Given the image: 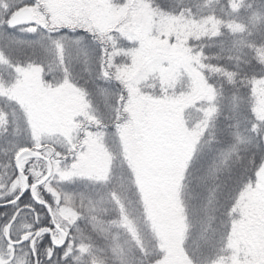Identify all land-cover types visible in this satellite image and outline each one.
Returning <instances> with one entry per match:
<instances>
[{
  "label": "rangeland",
  "instance_id": "374dc122",
  "mask_svg": "<svg viewBox=\"0 0 264 264\" xmlns=\"http://www.w3.org/2000/svg\"><path fill=\"white\" fill-rule=\"evenodd\" d=\"M146 1L40 0L45 5L43 11L48 13L49 20L54 17L62 22L71 20L84 23L85 27L91 25L95 35L79 28L69 35L82 38L86 50L88 45L95 42L93 36L100 41L101 34L104 37L102 43L109 46L111 36L106 37V34L112 29L130 43L126 50H115L109 46V63L119 65L118 72L115 67L112 71L116 73L114 77L118 76L120 84L124 85V108L130 118H127L128 126L117 134L102 137L101 133L88 131L81 143L79 141L78 124L91 116L86 96L71 81L73 69H76L75 74L83 73L84 61L80 59L83 55L73 50L71 55L65 53L61 57L55 52L50 54L40 45L10 46L7 41H0V101L13 103L18 109L23 108V119L29 115L37 125L40 144L34 150L54 159V169L59 166L63 171H75L71 165L80 155L81 145L93 144L96 150L86 161L85 167L94 174L102 168L110 177L109 181L80 176L71 181H61L58 173L53 172L50 183V187L60 192L61 205L64 204L65 195H74V205L64 208L65 215L71 216L73 211L80 214L71 233L78 240L90 242L105 264H114L112 247L115 244L126 249L138 246L149 251L154 247L162 250L159 243L161 237L169 245V251L161 258V264H187V253L182 251L187 247L188 235L184 214L186 199L176 196V193H179L180 180L188 162L196 153V140L200 139L196 128L206 125L205 111L211 104L207 99L211 94L209 83L204 81L201 68L205 66L208 71L213 70L204 62L205 56L189 46L192 42L213 37L220 32L225 35L224 29H228L226 37L230 42L238 40L239 43L244 35L255 36L259 28L255 24L257 19L253 21L249 12L246 27L239 23V19L246 16V13L245 16L239 15L243 7L238 12H232L230 8V2L240 3L238 0H222L221 4L220 0H211V3L200 0L198 4L195 0H187L188 8L174 9V13L160 11L152 5V1ZM157 1L177 5L183 0ZM27 3L28 0H0V26L7 16L5 5L11 6L10 11H15L16 6H20V10H30L32 20L43 15L36 8L25 7ZM191 5L198 6L200 12L197 16L189 13L190 9L193 10ZM212 7L216 9L212 10ZM260 13L262 15L259 18L264 20V11ZM217 20L221 23L214 27ZM229 23L231 27H228ZM23 35L18 30L16 39L20 40ZM83 35L87 39H83ZM45 39H40L44 46L48 44ZM34 50L42 52L46 61L51 56L57 60L58 56L64 68V79L54 78L46 83L44 75L49 73L51 67H43L41 61L33 56ZM257 52L260 53V59L264 57V49H258ZM7 54H14L15 59L18 54L21 60L11 64ZM85 60L89 62V57H85ZM87 75H90L88 71ZM184 80L188 81L183 90L173 94L164 92L165 88L172 89L176 86L175 82ZM99 82L100 85L106 84L104 78ZM251 85L255 107L264 111V73ZM158 89L161 92L157 93ZM199 100L204 101L200 116L185 115V110L192 108ZM197 117L199 125H192ZM29 138L32 144L30 135ZM257 138V165L253 170L255 180L241 191L233 207L237 217L230 223L228 234L214 257L218 261L223 258L221 264H264V183L259 180L261 150L257 147ZM76 145L75 153L67 154ZM4 152L10 153L9 150ZM56 161L60 162L59 165ZM121 181L123 189L120 188ZM15 183L20 191L23 179L20 177ZM113 188L117 189L120 203L108 195ZM16 193L7 199L11 201ZM81 194L84 196L83 203ZM20 212L16 217L17 222L14 221L9 229L14 239L28 231L23 218L18 222L22 214ZM92 216L103 222L106 232L93 229ZM10 220L0 224V253L6 251L3 229ZM137 240L138 245L135 243ZM85 259L91 264L89 258Z\"/></svg>",
  "mask_w": 264,
  "mask_h": 264
},
{
  "label": "trees",
  "instance_id": "16d2710c",
  "mask_svg": "<svg viewBox=\"0 0 264 264\" xmlns=\"http://www.w3.org/2000/svg\"><path fill=\"white\" fill-rule=\"evenodd\" d=\"M147 1H152L154 3L153 0ZM195 1L198 4L200 0ZM263 1L264 0H246V4L255 6V8L261 12L264 11ZM221 2L222 0H220V3ZM155 3L158 4L163 2L155 0ZM181 3L185 6L181 4L178 6L175 4H173V6L169 5V9L171 10L169 11L167 8V11L174 13L173 10H176V7L180 10L188 8L189 4L187 0H183ZM263 31L264 27L258 31L257 35H260L264 41ZM61 34L64 33H56V35ZM67 35H72V33L68 32ZM107 35L111 36V39H114V47L108 41L110 48H114L115 50H126L129 48L130 43L120 36L117 31L111 30ZM41 37L47 38V33L39 37L24 34L20 37V40H40ZM95 37L96 36H93L95 42L87 46L89 62L86 61L83 56L80 58L84 61L83 73L75 74L76 69H73L71 80L74 86L83 91L91 108V116L89 118H84L78 124L80 143L85 138L88 131L92 133H106L107 135L117 134L119 130L128 126V120H130L128 112L124 108V99H121V93H123L124 96L126 95L124 85L122 86L119 80L114 76L111 79H104L106 84L100 85L99 81H103L100 75L101 58L103 57V63L105 67H107V64L111 61V55H109V46L106 44L104 45ZM83 39L87 38L83 35ZM190 44V49H196V53L204 55V62L213 69L212 71H208L205 66L201 68L202 77L206 83H209L208 86L214 85L213 90L221 92L224 98L231 97L233 93L238 96L249 95L250 90L247 85L249 83L251 84V82L254 84L256 80H259L260 76H256L257 79H255V67L259 69V65H255V63H249L247 67L243 65L248 59H242V54L247 52L244 48L241 49L235 46L229 41L226 35L222 34V32L213 37L201 39ZM8 55L9 54H7V60L11 64H16L19 62V59L21 60V58L18 59V54H16L17 60L14 54L9 55L11 57ZM41 58L42 59H39V61H41L43 67L47 65L48 68L49 66L51 67L49 68V73L46 72L44 75V81L46 83L54 78L64 79V68H62V62L58 60V56H56L57 60H55V56L54 58L51 56L49 61H46V58H43V56ZM119 59H117V62ZM116 64L118 65V63ZM248 67L252 71L253 69L251 67H254V72L247 74ZM217 68H220L221 71H216ZM87 71L94 79H92L90 75H87ZM228 72L233 73L234 83H229L228 77L225 74ZM101 88L106 89L110 94L108 104H105L99 95L98 90ZM252 88L253 85H251V89ZM156 91L157 93L161 92V90ZM173 92H177L175 86L172 90V94ZM222 104L223 107L217 114H214L213 117L209 119L204 127L199 126L196 128L200 134V139L196 140V153L188 162L186 170L180 180L179 193H176V196H183L186 199L184 214L188 225L186 240L188 242V247L193 245L194 240L200 239L202 234L207 233L211 235L213 230L215 232L216 250L212 251L207 246L201 250L204 254V258H207L208 261L214 259L216 256V252L219 250L223 240L228 234L229 225L234 220L233 216L235 218L237 217V212L233 211V207L237 198L242 194L241 191L245 189L246 185L252 184L253 180H255V171L253 172L255 168L250 163L253 157H256L255 137H258L259 150L262 151L261 155L264 154L262 138L249 130L250 125L245 118L247 113L246 106L241 104L239 109L233 110L228 105L226 99H222ZM203 105L204 101L201 102L199 100L192 108L185 110V115L200 116ZM0 111L8 113L10 122L7 132L0 129L1 204L10 201L7 199L9 195H13L17 191L16 195L19 193V188L17 186L15 192H9L13 187V181L17 180L18 175L12 165V161L9 159L10 154L8 155V151L4 152V150H7L6 144L10 142L11 138L9 139V137L13 136V115H16L17 122L24 128H27V125L21 116V112L13 103L0 101ZM197 118L198 119L193 122L192 125H199V117ZM106 124L109 125L108 128H105ZM117 124L119 125L118 128L112 127ZM17 137L21 145L28 144L30 148H32L28 134L22 133ZM77 146L78 145L74 146L73 150L69 151L71 153L67 154L75 153ZM108 147L110 148V146ZM29 168H32L33 171H39L41 175L39 177H33L32 174L28 172ZM24 170L29 180H42L46 173L44 164L35 160H29L24 166ZM51 179L52 177L45 182L49 184V186ZM36 192L38 193L37 199L43 198L49 201V203H52V194L47 192L43 185L38 186ZM57 193L61 195L60 192L57 191ZM25 204H31L34 211L24 208ZM57 207L56 204H53L54 209ZM18 208L21 211L20 213H22L19 220L21 221V218H23L25 225L35 224L37 219L36 213H39V218L41 220L46 216L44 207L36 204L29 195L24 196L15 206L0 210V224H4L6 220L11 219L13 216L11 212L13 211V214H15L14 212ZM229 212H232L233 216H229ZM22 215H25V217H22ZM209 217H215V219L211 221V226L209 225ZM198 219H200L201 223L197 222L199 221ZM13 224L14 222L11 223V227ZM31 230L34 233V228L28 229V231Z\"/></svg>",
  "mask_w": 264,
  "mask_h": 264
},
{
  "label": "snow or ice",
  "instance_id": "6c2138e0",
  "mask_svg": "<svg viewBox=\"0 0 264 264\" xmlns=\"http://www.w3.org/2000/svg\"><path fill=\"white\" fill-rule=\"evenodd\" d=\"M211 3V0H208ZM25 7H33L38 11L43 12V15L37 19L22 22V23H13V17L16 12L20 11V6H16L15 11H10L11 6L5 5V12L7 13L6 19L2 26H0V40H5L12 45L28 44L29 46L40 45L45 47V50L49 53L55 52L61 57L65 53L71 55L73 50L76 51L78 55L88 56L87 50L83 47V40L79 36L73 37L67 35L68 32L74 33L79 29L92 32L94 35L93 28L89 24L85 27L84 23L73 22L71 20L62 22L56 20L54 17L49 20L48 13L44 12L45 5L40 3V0H28V3L24 5ZM243 6V0H240V3H231L230 8L232 12H238L240 7ZM250 7V6H249ZM262 14L259 12L252 13V19L255 21ZM221 21L217 20L214 27L217 24H220ZM255 26V25H253ZM228 27H231V23L228 24ZM65 29L67 32H65ZM19 33L26 35H31L34 37H39L44 33H47V46H44L39 39L23 41L16 39V36ZM243 30V28H242ZM219 29L217 28V33ZM56 33H64L61 35H56ZM217 33H214L217 34ZM101 42H103V34L99 36ZM102 62L100 64V75L104 79H111L115 72L112 69L115 67L117 72L119 71L118 66L108 63L107 67L103 63V57L101 58ZM261 64L264 66V57H261ZM216 71H221L220 68H217ZM228 77L229 83H234L233 73H225ZM118 79V76H117ZM250 92L247 96H238L235 93L231 97L224 98L222 93L217 91H212L214 85H210V95L208 96V101L211 102L210 107L205 111V124H207L208 119L212 118L214 114H217L219 110L223 107L222 99H226L228 105L233 109L237 110L240 108L241 104H244L247 109L246 121L250 125V131L255 133L257 136L264 139V111H260L255 107V96L251 95V84L247 85ZM99 95L102 101L105 104L109 103L110 94L106 89H99ZM126 97L121 93V99ZM20 112H24L23 108L19 109ZM24 122L27 124V128H24L20 123L17 122L16 115H13L12 124V135L19 136L22 133H26L32 137V148L39 147L40 144V130L35 123L30 119L29 115L24 116ZM9 119L8 113L0 111V129H3L5 132L9 128ZM109 125H105V128H108ZM112 127L118 128L119 125H113ZM106 135V133H101V136ZM259 147V145H257ZM32 148L28 144L21 145L19 141H16L11 144L9 151L12 155L9 156L10 160L15 161L16 169L20 176H23L26 186L23 187L15 197L9 201V203L15 205L21 201L24 196H31V199L36 201L39 204H42L46 211V216L43 220L39 218V213H36V222L34 225H25V229H33L32 231H26L21 234L18 238H13L9 229L11 223L16 220L17 215L19 214L20 209H17V212L13 214L11 220L3 229V235L6 239V251L0 253V264H88L89 258L91 264H105V260L97 255V249L89 243H85L84 240H78L76 236H73L71 233L72 226H76L77 219L79 218V213L73 211L71 216L65 215L64 208L71 207L74 205L75 197L72 194H67L64 196V204L61 205L59 194L56 189L50 187L49 184L44 183L48 180V176H45L42 180H29L28 175L25 174L24 165L27 163L28 157H24L23 163L19 160H16V157L23 152H32ZM95 146L93 144L81 145V153L77 156L76 160L71 165V169L75 171H63L59 166L53 170V172L58 173L59 179L61 181H71L77 176L87 177L89 179H95L97 181H109L110 177L106 171L102 168L97 170L95 174L92 170H89L85 167L86 161L94 154ZM33 155L36 153L32 152ZM48 157L46 156L45 159ZM59 161H56V164L59 165ZM253 167L257 165V160L253 157V160L250 162ZM258 170L264 172V154L259 157ZM28 172L32 174L33 177H39L41 174L39 171H33L32 168L28 169ZM50 172L49 174H53ZM38 184H42L47 192L52 194V203L44 200L43 198L37 199L38 193L36 192V187ZM123 181L120 182V188L123 189ZM31 190V192L29 191ZM16 191V183L13 181V187L9 190L10 193ZM108 195L116 199L117 203H120L119 198L117 197V189H110ZM84 196L81 194V201L83 203ZM91 204V200H89ZM53 204H56L58 207L53 208ZM24 208L33 210L31 204H25ZM229 216H233L232 212L228 213ZM215 217H209V225L211 226V221ZM233 219L235 217L233 216ZM91 222H93V229H99L101 232H106L107 229L103 227V222L97 220L96 216L91 217ZM76 231L79 232V228L76 227ZM90 240V238H89ZM137 245L139 241L135 242ZM160 248L162 250H157L155 247L149 251L144 247H129L125 248L120 244H115L112 247V253L115 256V262L118 264H161V258L165 257L166 253L169 251V245L167 241L161 237L160 239ZM178 246V245H177ZM205 246L209 247L212 251L216 250V241H215V232L213 230L212 234L207 233L202 234L200 239L193 241V245L185 247L182 251L187 253V264H209L207 258H204V254L201 251ZM223 258H221L222 261ZM221 261L216 259H211L210 264H221Z\"/></svg>",
  "mask_w": 264,
  "mask_h": 264
},
{
  "label": "bare ground",
  "instance_id": "6f19581e",
  "mask_svg": "<svg viewBox=\"0 0 264 264\" xmlns=\"http://www.w3.org/2000/svg\"><path fill=\"white\" fill-rule=\"evenodd\" d=\"M119 1V0H118ZM143 1H146V0H143ZM238 1H240V0H238ZM147 2V1H146ZM247 2H246V0L244 1L243 0V8H241V13L239 14L240 16H245V13H246V16L245 17H241L240 19H239V23L240 24H242V25H244L245 27H246V25H247V13L249 12L251 15H252V13L253 12H259L256 8H255V6H253V5H251V4H246ZM219 3H217L216 5H218ZM221 4V3H220ZM152 5L156 8V9H158V10H163V11H167V8L169 9V3H168V1H164L163 3H158V4H156V3H152ZM170 5L171 6H173V3H170ZM179 4H177L176 6H178ZM181 5L182 6H185L184 4H182L181 3ZM220 6V5H219ZM250 6V7H249ZM180 7V6H179ZM190 7H192L193 8V10L192 9H190V11H189V13L191 14V15H194V16H197V14H199V9L197 8L198 6H194L193 7V5H191ZM176 9H178V7H176ZM212 10H215L216 8L214 7H212L211 8ZM22 10H24V9H22ZM28 10V9H27ZM227 9H225V11H226ZM21 11V10H20ZM28 11H30V10H28ZM260 13V12H259ZM170 14V13H169ZM226 14V13H225ZM255 24H257V27H259L258 28V30H257V33H258V31H260L263 27H264V20L263 19H261V18H257V20L255 21ZM112 30H114V29H112ZM227 31L228 32V29H224V31ZM226 31L224 32L225 33V35H227V33H226ZM257 33L255 34V36H253V34L251 35V36H248V35H244V36H242L241 37V39L239 40V41H241V42H239L238 43V40H235L234 42H233V44L235 45V46H237V47H240L241 49H243L244 48V50L245 51H247L246 53H243L242 54V59H247L245 62H244V66L245 67H247L248 65L247 64H249V63H255V65H259V69L258 68H256L255 67V79H257L256 78V76H260L261 77V75L264 73V66H262V64H261V59H260V53L259 52H257V50L258 49H264V41L262 40V38L260 37V35H257ZM262 33H264V31L262 32ZM107 35V34H106ZM109 35H107L106 37H108ZM207 38V37H206ZM206 38H202V40L203 39H206ZM1 41V43H2V40H0ZM4 42H6L5 40H3ZM113 41H114V39H111L109 42H110V44L114 47L115 45H114V43H113ZM131 45H133V44H131ZM261 54H262V52H261ZM32 56V55H31ZM35 58H38V59H42L41 57L42 56H45V55H43V53L42 52H39V51H35L34 52V55H33ZM32 56V57H33ZM40 57V58H39ZM252 69H253V71L252 70H250V68L248 67L247 68V74H251V73H253L254 72V67H251ZM187 81L188 80H184V82H175V87H176V90L177 91H179V90H183L184 88H185V86H186V84H187ZM258 80H256L255 82H257ZM174 89V87H172V89H167V88H165L164 89V92L165 93H172V90ZM159 90V89H158ZM160 91V90H159ZM144 92V91H143ZM146 93V92H145ZM11 138V139H10ZM9 139H10V142H9V144L7 143L6 144V146H7V150H9V148H11V144L12 143H14V142H16V141H18V137L17 136H11V137H9ZM263 146H264V143H263ZM30 147V146H29ZM35 150H34V148H32V152H34ZM10 152V151H9ZM31 152V153H32ZM262 152V151H261ZM23 153H25V152H23ZM23 153H20L19 154V156L18 157H16V160H19L20 162H22L23 163V161H24V157H28V159H27V162L29 161V160H35V161H39V162H42L43 164H44V167H45V171H46V173H45V175H44V177L45 176H48V178H50V177H52V175L53 174H49L50 172H53V168L55 167V162H54V159H50V158H47V159H45V156H43L41 153H39V152H34V153H36L37 155H38V157H32V156H24V155H22ZM10 155H12V153L10 152L9 153ZM8 154V155H9ZM20 157V158H19ZM12 161V165H13V167H14V169H16V164H15V161H13V160H11ZM26 165V164H25ZM24 165V166H25ZM124 169V168H123ZM92 181H94V180H92ZM24 185V184H23ZM6 208H9L8 207V205L6 204V203H1L0 204V210H3V209H6ZM13 215V214H12ZM199 221H197V222H199V223H201L200 222V219H198ZM16 221V220H15ZM20 220H18V222H19ZM17 222V221H16ZM194 240V239H193ZM186 245H187V247H188V242L186 241Z\"/></svg>",
  "mask_w": 264,
  "mask_h": 264
},
{
  "label": "water",
  "instance_id": "95a60500",
  "mask_svg": "<svg viewBox=\"0 0 264 264\" xmlns=\"http://www.w3.org/2000/svg\"><path fill=\"white\" fill-rule=\"evenodd\" d=\"M31 18H32L31 12L28 11V10H23V11H21L20 13L16 14L13 17V23H22V22L30 21ZM22 155H24V156H29L30 155V156L35 157V158L38 157L37 154L33 155L31 152H25ZM260 181H261V183H264V172H262L261 175H260ZM25 186H26V183H25ZM7 205L11 206L13 204L10 203V204H7Z\"/></svg>",
  "mask_w": 264,
  "mask_h": 264
}]
</instances>
